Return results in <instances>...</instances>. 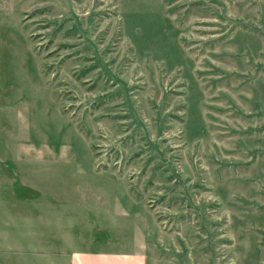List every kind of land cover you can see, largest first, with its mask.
Here are the masks:
<instances>
[{"label":"rangeland","instance_id":"obj_1","mask_svg":"<svg viewBox=\"0 0 264 264\" xmlns=\"http://www.w3.org/2000/svg\"><path fill=\"white\" fill-rule=\"evenodd\" d=\"M0 34V226L264 264V0H0Z\"/></svg>","mask_w":264,"mask_h":264},{"label":"crops","instance_id":"obj_2","mask_svg":"<svg viewBox=\"0 0 264 264\" xmlns=\"http://www.w3.org/2000/svg\"><path fill=\"white\" fill-rule=\"evenodd\" d=\"M1 83L0 72V137L1 110L7 100L5 98L4 101L1 96L3 87ZM32 190H35L38 197V189ZM57 204L54 201L42 203L40 200H33L15 202L3 208L6 218L0 226V264H145L143 252L134 249V251L121 253L111 250L113 245L110 246L111 249H105L102 246V239L101 242L97 239L99 248L90 250L82 247L81 238L76 239L79 234L74 236L71 233L68 234L67 230L60 231L55 215L53 217L49 215L48 212L54 211ZM38 216H44L45 219L34 228L27 218ZM80 226L84 224L80 222L73 225L76 229ZM21 229H25L24 234L20 233ZM27 241L29 244H26Z\"/></svg>","mask_w":264,"mask_h":264}]
</instances>
